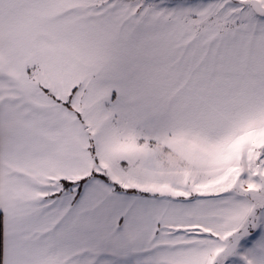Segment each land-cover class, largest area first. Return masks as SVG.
<instances>
[{
	"label": "snow or ice",
	"instance_id": "obj_1",
	"mask_svg": "<svg viewBox=\"0 0 264 264\" xmlns=\"http://www.w3.org/2000/svg\"><path fill=\"white\" fill-rule=\"evenodd\" d=\"M0 264H264V0H0Z\"/></svg>",
	"mask_w": 264,
	"mask_h": 264
}]
</instances>
